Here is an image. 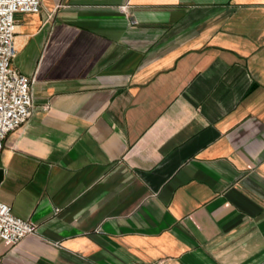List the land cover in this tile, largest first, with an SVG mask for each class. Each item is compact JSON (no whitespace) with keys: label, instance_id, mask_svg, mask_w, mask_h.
<instances>
[{"label":"crops","instance_id":"1","mask_svg":"<svg viewBox=\"0 0 264 264\" xmlns=\"http://www.w3.org/2000/svg\"><path fill=\"white\" fill-rule=\"evenodd\" d=\"M40 5L13 16L33 111L0 151L37 230L0 264H264V0Z\"/></svg>","mask_w":264,"mask_h":264},{"label":"built area","instance_id":"2","mask_svg":"<svg viewBox=\"0 0 264 264\" xmlns=\"http://www.w3.org/2000/svg\"><path fill=\"white\" fill-rule=\"evenodd\" d=\"M40 0H0V151L5 137L23 124L33 111L31 78L18 72L11 64L16 55L14 46V14L38 13ZM125 11L126 5L118 7ZM47 104L41 109L46 110ZM36 225L14 216L10 206L0 201V239L15 244L34 234Z\"/></svg>","mask_w":264,"mask_h":264},{"label":"water","instance_id":"3","mask_svg":"<svg viewBox=\"0 0 264 264\" xmlns=\"http://www.w3.org/2000/svg\"><path fill=\"white\" fill-rule=\"evenodd\" d=\"M0 178H1V169H0Z\"/></svg>","mask_w":264,"mask_h":264}]
</instances>
